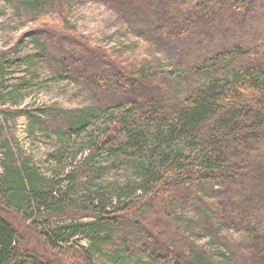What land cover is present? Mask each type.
Here are the masks:
<instances>
[{"label":"trees","instance_id":"16d2710c","mask_svg":"<svg viewBox=\"0 0 264 264\" xmlns=\"http://www.w3.org/2000/svg\"><path fill=\"white\" fill-rule=\"evenodd\" d=\"M6 1L25 25L46 10L65 23L86 0ZM88 1L168 64L125 65L45 31L0 54V106L39 68L91 100L0 110V129L22 114L58 144L46 176L1 147L0 207L20 226L0 212V264H264V0ZM13 65L25 68L8 90Z\"/></svg>","mask_w":264,"mask_h":264},{"label":"rangeland","instance_id":"374dc122","mask_svg":"<svg viewBox=\"0 0 264 264\" xmlns=\"http://www.w3.org/2000/svg\"><path fill=\"white\" fill-rule=\"evenodd\" d=\"M14 10L15 7L11 6L8 1L0 0V54L12 49L20 39L30 32L45 31L48 35L57 37L58 41L78 37L77 41L85 49L90 48L93 51L104 52L124 62L125 65L134 61H145L150 67L163 70L164 66L168 64L162 55H157L151 49L145 48L138 38L125 33L109 11L88 0L73 6L69 15L66 16L65 23H62L55 11L46 10L37 22L24 25L22 20L17 18ZM61 45V42L60 45L54 44V50H61ZM21 47L18 56L30 53L33 48L29 42L24 43ZM14 55L10 54L9 57L14 58ZM23 68H25L23 65L9 67L4 73L3 86L10 90V86L14 87L19 84V80L23 76ZM24 71H29L28 73L31 74V70L27 68ZM35 71L36 77L24 86L25 89L22 90V93H14L15 100L9 99L5 105L2 103L0 110L33 111L38 107L52 106L72 110L91 106L89 97L77 86L64 81H56L51 78L49 73L40 68ZM1 119L4 120V124L0 129V150L4 142H7L17 151L18 155L21 154L22 159L27 158L31 164L37 165L43 176L49 175L48 170H51V165H48L47 155L58 147L54 139L29 133L30 120L25 115L18 113L8 115V117L1 115ZM0 212L9 221L16 222L14 225L20 226L18 217L4 213L1 207ZM27 242L35 252L47 258L53 256L32 236L28 237ZM83 243L80 242L82 245ZM203 244L204 242L200 243V245ZM215 259L219 261V259Z\"/></svg>","mask_w":264,"mask_h":264}]
</instances>
